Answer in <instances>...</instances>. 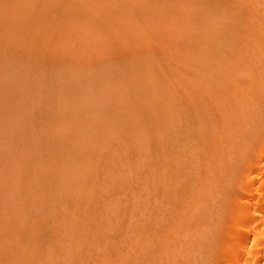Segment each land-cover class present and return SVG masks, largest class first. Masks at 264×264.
Returning a JSON list of instances; mask_svg holds the SVG:
<instances>
[{
    "label": "rangeland",
    "instance_id": "obj_1",
    "mask_svg": "<svg viewBox=\"0 0 264 264\" xmlns=\"http://www.w3.org/2000/svg\"><path fill=\"white\" fill-rule=\"evenodd\" d=\"M61 1L62 0H0V264H18V261H20V264H24V262L25 264H38L39 262L40 264H87V261L88 263L90 262L89 264H107L109 260H111V262L109 261L108 264H183L185 263V261V264H208L207 262L209 261L210 257L207 260V254H211V251L209 253L208 251L213 246L211 247L210 245L211 248H209V244H207V242L210 243L213 239H215V237L213 238L215 233H212V230L215 229L213 228V223L215 222V219L213 218L216 217V214H218V210L221 209L218 208L215 212L216 214L213 213L217 207L215 205V199L217 205H219L220 203V207L223 198L222 195L217 196V193L219 194L220 192L219 189H222V186L220 185V183H218L217 178H220V180L223 178L221 174L223 171L221 170L223 169L222 167H224V165H232L230 164L232 162L229 160H232L234 163V157L236 155L235 152H238L239 150L237 149L241 148L240 144L244 143V140L243 142L241 141L244 136L243 129L248 130H245L246 133L244 132V134L245 136H249L256 129L254 127L260 125L256 123L264 122V115H262L264 114V110H260L264 109V107L262 106L264 105V71H262L264 70V47H261L264 46V23L262 22L264 21V0H148V2L147 0ZM159 1L162 2L160 3ZM78 2L80 3L78 4ZM255 2L257 6H255ZM25 3L27 4V6ZM70 4L73 6H71ZM63 8L66 10V12ZM220 8L222 10H220ZM237 9H241L243 11L240 10V12ZM48 10L50 15L48 13ZM233 11L235 12L233 13ZM252 12L254 13L255 18H252L253 16L251 17V15H253ZM255 13L258 14L256 15ZM238 14H241L242 17L239 18L240 15ZM77 15L79 16L77 17ZM47 16L48 18H46ZM72 17L74 19H72ZM245 17L246 19L248 17L249 18L246 20ZM259 17H261L259 21H256ZM17 18L19 19L17 20ZM218 19L222 22H220ZM212 20L215 22H219H213V25H216L213 26L212 23H210L212 22ZM254 23H256V26H254ZM243 24L246 25L245 28ZM220 25L224 28V31L223 28L221 29ZM247 25L249 26V28H247ZM251 25L252 28L254 27V29L252 30V32L254 31V33L250 31ZM207 26L210 28L209 30H211L212 28L213 29L209 31ZM186 30L187 32H189L188 34H186ZM196 31L198 33H196ZM234 31L237 32V34ZM260 31H263V33H261ZM226 32L228 35L226 34ZM258 32H260V34H258ZM180 33L182 36L180 35ZM229 35L234 36L230 37ZM217 36H221L224 39L217 38ZM225 36L230 37L231 39H228ZM252 36L253 38L254 36H256L257 38L252 39ZM84 37L89 40L86 41ZM101 37L104 40H101ZM183 38L186 39L184 40ZM195 38L196 40H194ZM245 38L246 40H243ZM56 39H58V41ZM127 41L128 43H125ZM233 41L235 43H239L235 45ZM85 42L87 43L86 45ZM199 43L204 45H201ZM207 43H209L210 45ZM81 44L82 47L84 46V48H82L83 52H80L81 49H79L81 48ZM93 44L94 46H92ZM193 46L197 48H193ZM199 46L204 47H202V51L198 48ZM247 46L249 49L247 48ZM251 46L254 50L251 48ZM223 47H225L226 49L228 47V49L226 50ZM209 48L210 50L208 51ZM197 49L200 50L198 51L199 54L203 52L200 54L203 57L196 53ZM256 50L260 51L259 54H257ZM107 51L110 54L107 53ZM210 52L213 55L215 54V57L213 55L212 57ZM191 53L192 55H197H191L192 57L190 58ZM204 53H206L207 55ZM186 54L187 57H185ZM216 54H218V56ZM108 56H110L111 58ZM178 57L179 60L177 59ZM217 57H220V60L222 59V61L218 60L219 58ZM207 58L208 60L211 58V60H207L209 64L207 62L201 63ZM231 58L233 59L231 60ZM157 59H160L161 61H158ZM174 59L177 60L175 61ZM195 59L196 61H194ZM223 59L225 61L228 60V64H225L227 62H225ZM230 60L232 61V63ZM96 61L97 64L100 63L98 66L96 64ZM184 61H186V63H184ZM190 61L192 62V64ZM210 61H212L211 64H214L213 67L210 64ZM213 61H215L216 63H214ZM89 62L91 63V66ZM151 62H153V64ZM198 62L202 64V66L203 64L205 65L207 63L211 67L209 68L207 67V65L204 66L206 71L204 68L198 69ZM237 62L239 63L237 64ZM246 62H248V64ZM166 63H168V66L166 65ZM235 63L236 66L234 65ZM191 65L192 67H190ZM261 65L263 66V69ZM85 66H87L86 69ZM177 66L178 68H176ZM231 66L233 68H236L233 69ZM103 68H106L107 70H102ZM191 68H193V73ZM217 68L218 71H216ZM130 69L132 72H130ZM243 69H245L244 71H247L249 75L251 74V72H253L252 74L255 78L251 77L252 74L251 76L246 78L248 74L244 72ZM197 70L201 73V75H197L198 77L200 76L199 78L197 76H194L198 74ZM234 70H240V73H237ZM188 71L191 73V75L188 73ZM226 71H229L230 74L233 75H228L229 72L227 73ZM95 73H99L97 77H94L96 79L92 77V75H96ZM113 73L116 74L113 75ZM179 73H181L182 75ZM222 73L225 76V79L221 76ZM106 74L107 77L105 76ZM158 74L161 76L163 75V79ZM260 75L262 77H260ZM108 76H113L111 77L113 79L109 78ZM166 76L168 79L166 78ZM209 76L212 77L210 78ZM229 76L230 79L233 78L231 82L229 81ZM241 76L243 77V79L241 78ZM256 76L257 83L260 77V84H263L261 85L263 88L260 86V84H258L259 86H256L259 87V90L261 91V94L259 92V95L255 93L256 88L253 89V86H250L251 90H249V88H245V84L248 81L252 82V78H254V80L256 81ZM99 77L100 80H97ZM184 77H186V79ZM193 77H197L198 79H194ZM218 77L220 78L218 79ZM107 78L110 80H108ZM173 78L175 79L173 80ZM249 78L252 80H250ZM165 79L167 80L166 82H164ZM202 79L203 84L201 81ZM226 79L228 80L226 81ZM101 80L104 86L103 84L99 85V83H101ZM158 80L160 81V83ZM197 80L199 81V83L196 82ZM107 81L109 82L108 85ZM161 81H163L165 84ZM191 81H195L196 84ZM179 83L183 85L181 86ZM229 83H232V85H230ZM241 84L245 86H242ZM167 85H169V89ZM252 85L255 86L257 84ZM111 86L113 87V89ZM101 87H104V90ZM105 87L107 90L105 89ZM179 87L181 89H179ZM174 88H176L177 90L179 89V91ZM97 91H101V94L97 93ZM169 92H171L172 94ZM255 94L259 97V99L257 98L256 101V97H254ZM170 95L173 96L171 97ZM204 95L207 96V99H209L205 101L206 97ZM102 96L104 97L105 101L103 98H101ZM243 96L244 98L242 99ZM188 97H190L191 99ZM230 97H232V99H230ZM260 97L262 98L260 99ZM112 98H115V100H113ZM117 98L122 99H118V101L116 102ZM210 98H212V100ZM123 99L127 101H122ZM248 99L251 100L249 101ZM100 100L101 102H103L100 103L101 105H99ZM195 100H197V102ZM259 100H261V102ZM111 104H113V106ZM191 104H193V108ZM145 105L148 107H146ZM149 107L152 109H150ZM243 108H246L244 112ZM257 108L259 113L258 111L256 112ZM154 109L156 110V112ZM194 111H197L196 115ZM204 111H206V113H204ZM150 112H152V114ZM253 115L255 118L253 117ZM238 121L240 122L238 123ZM253 121H255L256 125L252 123ZM212 125H214L213 128ZM194 127L196 128L195 130L193 129ZM251 127L254 129L253 131ZM195 131L198 135L195 133ZM240 132L243 136H241V134L239 136ZM224 136H226L227 139ZM235 136L237 139L235 138ZM216 137L217 139H215ZM199 140L201 143L199 142ZM213 140L217 141L213 142ZM227 140H229L230 142H228ZM176 141L178 142V145H176ZM208 141L209 145L207 143ZM210 141H212V143ZM220 141L222 142V144ZM239 142L241 143L237 144ZM227 143L228 146L226 145ZM222 147H226V150L222 149L224 150V152L221 150ZM234 147L238 148L235 149ZM144 148L145 150H143ZM134 149L135 152H137L136 156H134ZM214 149L218 150V152ZM146 150L147 152H145ZM213 150L214 153L216 152L215 154L212 152ZM220 150L224 153L222 154L225 156L220 154ZM229 151H231L232 153ZM225 152H229L227 153V155L230 156L227 157ZM139 155L141 156L139 157ZM146 155L148 159L145 158ZM213 155L216 158H214ZM196 156L198 159L195 158ZM127 157L131 161L128 160ZM212 157L215 160H212ZM231 157L233 158L231 159ZM161 158H163V161ZM138 159L141 161L138 162ZM191 159L193 160L191 161ZM216 159L220 162H216ZM124 160H126V162ZM122 161L124 164H122ZM221 161H223L222 165ZM130 164H132V166H130ZM153 165L155 166V168ZM219 165L221 167H219ZM133 166H136L137 168ZM189 167L193 168L194 170L190 169ZM217 167H219V169ZM210 168L211 170H215V173H213V170H209ZM205 171L207 172L206 174L204 173ZM216 171L218 172V174L221 171V176L220 174L218 175ZM163 172L166 174H164ZM145 173L147 176L145 175ZM202 173L204 175L201 177ZM211 173L213 174L214 178H211ZM224 173L225 172H223V175ZM207 179L208 182H206ZM212 179H215L218 183L217 185L221 186L220 188H218L219 192H216V194L215 192H212V190L217 186L213 185L215 182ZM202 183L203 185H201ZM206 186H208L209 188H207ZM165 187H168V189H165ZM179 187H181L182 190ZM174 190H176V192ZM198 193L202 196H199ZM139 195L141 196V198H139ZM129 197H131V199H129ZM197 197L199 200L197 199ZM146 199L148 200V202L145 201ZM217 199H220L221 201ZM136 203L139 206H137ZM201 203L204 206L201 205ZM115 204L120 205L117 206L120 208L121 212L115 209L117 208ZM134 205L136 206V210L134 209ZM110 206H113L114 208ZM128 207L130 208V212H128ZM164 207H167V209H165ZM111 208L115 209V211H113V209L112 211H110ZM211 208H213V212L211 211ZM131 211L135 212L132 213ZM219 213H221V211H219ZM114 215L116 217L119 216L117 217L118 220ZM198 215L201 216L199 217ZM91 216L92 218H90ZM94 216L97 217L96 220L93 219L95 218ZM104 216L105 218L103 219ZM206 216H208V219ZM141 217H143L145 220ZM218 217H220V215ZM127 218H129L128 220H130V218L132 220L127 221ZM206 219L207 221H205ZM217 220L215 222L216 227L218 223ZM116 221H119V223H117ZM120 221H122L123 223ZM89 222L93 223V228H91L90 226L92 223L89 224ZM114 222L116 224H114ZM127 222H130V224H128ZM142 222H144V224H141ZM66 223L68 224L66 225ZM84 223L86 224L84 225ZM157 223L160 226H158ZM102 224L105 228L102 227ZM124 225L129 226L127 228V226L123 227ZM96 226H99L100 228H96ZM210 228L213 229L211 230ZM123 229L126 231V233ZM209 229L211 232L209 231ZM34 231H36V235ZM62 232H64V234ZM93 232H95V234ZM120 232H122V235ZM73 233H75L76 236H74ZM207 233L209 234V237ZM42 234L46 235L45 237L43 236L45 241L43 240V237H41ZM38 235H40V238L42 239L41 242L39 241L40 238L38 237ZM85 235H87L89 238ZM110 236L114 238L112 239V237ZM137 236L138 239L137 241H135ZM19 238L21 239L19 240ZM85 238L88 240V242ZM209 238L211 240L210 242L208 241ZM36 240L38 241V243H40L37 244ZM17 241L19 242L18 244ZM121 241H125L124 244H122L123 242ZM121 244L123 245V248L120 247ZM116 245L118 246V248ZM104 246H106L105 249ZM108 248L110 249L108 250ZM69 250L73 252H70ZM117 250L120 252H118ZM26 252L29 254H27ZM58 252L60 254H58ZM62 252H64L65 254H63ZM88 252L92 254V256ZM203 252H206V254ZM16 254H19V256ZM106 254L108 255V257ZM15 256L16 258H14ZM41 257H43L45 261ZM71 257L73 261L71 260ZM109 257L111 258L106 260V258ZM201 257L203 258V260ZM14 259L16 262L14 261ZM40 259L42 261H40ZM53 259L56 261H54ZM123 259L124 261L127 259L128 262L125 261L123 263ZM29 261L31 262L29 263Z\"/></svg>",
    "mask_w": 264,
    "mask_h": 264
},
{
    "label": "bare ground",
    "instance_id": "obj_2",
    "mask_svg": "<svg viewBox=\"0 0 264 264\" xmlns=\"http://www.w3.org/2000/svg\"><path fill=\"white\" fill-rule=\"evenodd\" d=\"M43 1V0H42ZM53 1V0H52ZM63 1V0H62ZM61 1V2H62ZM167 1V0H166ZM175 1V0H174ZM185 1V0H184ZM205 1V0H204ZM211 1V0H210ZM255 1V0H254ZM262 1V0H261ZM49 2V1H48ZM76 2V1H75ZM136 2V1H135ZM147 2H148V0H147ZM151 2V1H150ZM160 2V1H159ZM158 2V3H159ZM162 2V1H161ZM160 2V3H161ZM23 3V2H22ZM53 3V2H52ZM64 3V2H63ZM72 3V2H71ZM80 2H78V4H79ZM213 3H214V1H213ZM247 3V2H246ZM254 3V2H253ZM252 3V4H253ZM26 4V3H25ZM45 4V3H44ZM57 4V3H56ZM239 4H240V2H239ZM255 4H256V2H255ZM22 5V4H21ZM53 5V4H52ZM52 5H50V6H52ZM69 5V4H68ZM71 5V4H70ZM74 5H75V3H74ZM82 5V4H81ZM184 5V4H183ZM215 5V4H214ZM219 5V4H218ZM261 5V4H260ZM263 5V4H262ZM23 6V5H22ZM26 6H27V4H26ZM30 6V5H29ZM45 6V5H44ZM49 6V5H48ZM71 6H73V5H71ZM80 6V5H79ZM162 6V5H161ZM175 6V5H174ZM221 6V5H220ZM223 6V5H222ZM255 6H257V4L255 5ZM54 7H55V5H54ZM83 7V6H82ZM86 7V6H85ZM25 8V7H24ZM197 8V7H196ZM204 8V7H203ZM217 8H218V6H217ZM233 8V7H232ZM238 8V7H237ZM250 8V7H249ZM262 8V7H261ZM47 9H48V7H47ZM57 9V8H56ZM60 9V8H59ZM64 9V8H63ZM178 9V8H177ZM257 9V8H256ZM32 10V9H31ZM55 10V9H54ZM65 10V9H64ZM87 10V9H86ZM167 10V9H166ZM173 10H174V8H173ZM215 10V9H214ZM220 10H222L221 8H220ZM236 10V9H235ZM238 10V9H237ZM241 10V9H240ZM240 10H238V11H240ZM263 10V9H262ZM261 10V11H262ZM139 11V10H138ZM217 11H218V9H217ZM241 11H243V10H241ZM240 11V12H241ZM245 11V10H244ZM264 11V10H263ZM50 12H52V11H50ZM57 12V11H56ZM65 12H66V10H65ZM74 12V11H73ZM75 12H76V10H75ZM178 12V11H177ZM235 11H233V13H234ZM246 12V11H245ZM248 12V11H247ZM24 13V12H23ZM33 13V12H32ZM48 13H49V10H48ZM60 13V12H59ZM62 13V12H61ZM70 13V12H69ZM68 13V14H69ZM78 13V12H77ZM117 13V12H116ZM159 13V12H158ZM191 13V12H190ZM218 13V12H217ZM227 13V12H226ZM253 13V12H252ZM67 14V13H66ZM71 14H73V13H71ZM76 14V13H75ZM74 14V15H75ZM81 14H82V12H81ZM138 14V13H137ZM176 14V13H175ZM187 14V13H186ZM256 15L258 14V13H255ZM25 15H28V14H25ZM47 15V14H46ZM49 15H50V13H49ZM52 15V14H51ZM130 15V14H129ZM135 15V14H134ZM134 15H133V17H134ZM152 15H153V13H152ZM188 15V14H187ZM192 15V14H191ZM224 15V14H223ZM238 15H240V17L239 18H241L242 17V15L241 14H238ZM245 15V14H244ZM250 15H251V13H250ZM250 15H248V16H250ZM32 16V15H31ZM30 16V17H31ZM55 16V15H54ZM62 16H64V15H62ZM70 16V15H69ZM72 16V15H71ZM79 15H77V17H78ZM131 16H132V14H131ZM229 16V15H228ZM253 16V17H252ZM255 15H254V13H253V15H251V17L252 18H255L254 17ZM258 16H260V15H258ZM221 17V16H220ZM225 17V16H224ZM46 18H48V16L46 17ZM65 18V17H64ZM124 18H125V16H124ZM218 18V17H217ZM249 18V17H248ZM247 18V19H248ZM261 17H259L258 18V20H256V21H259V19H260ZM19 18H17V20H18ZM50 19V18H49ZM72 19H74L73 17H72ZM117 19V18H116ZM184 19V18H183ZM209 19V18H208ZM216 19V18H215ZM220 19V18H219ZM218 19V20H219ZM244 19V18H243ZM245 19H246V17H245ZM246 19V20H247ZM37 20V19H36ZM46 20V19H45ZM51 20V19H50ZM249 20H251V19H249ZM248 20V21H249ZM57 21V20H56ZM66 21V20H65ZM72 21V20H71ZM163 21V20H162ZM186 21V20H185ZM190 21V20H189ZM192 21V20H191ZM205 21V20H204ZM220 21V20H219ZM218 21V22H219ZM243 21V20H242ZM262 21V20H261ZM261 21H260V23H261ZM37 22V21H36ZM40 22V21H39ZM64 22V21H63ZM69 22V21H68ZM73 22V21H72ZM123 22V21H122ZM174 22V21H173ZM176 22V21H175ZM193 22V21H192ZM200 22V21H199ZM202 22V21H201ZM218 23L217 21L215 22V21H213L212 20V22H210V23H212V25L214 24V23ZM220 22H222V21H220ZM238 22H239V20H238ZM253 22V21H252ZM263 23H264V21H262ZM41 24H43L42 22H40ZM51 23V22H50ZM113 23V22H112ZM111 23V24H112ZM243 23V22H242ZM62 24H64V23H62ZM116 24V23H115ZM201 24V23H200ZM220 24H225V23H220ZM240 24H241V22H240ZM255 25L254 26H256V23H254ZM44 25V24H43ZM123 25V24H122ZM157 25H158V23H157ZM160 25V24H159ZM187 25H189V24H187ZM192 25H193V23H192ZM205 25V24H204ZM209 25V24H208ZM236 25V24H235ZM249 25H250V23H249ZM253 25V24H252ZM252 25H251V29H250V31L252 32V30L254 29V27L252 28ZM259 25V24H258ZM258 25H257V27H258ZM117 26V25H116ZM125 26V25H124ZM155 26V25H154ZM177 26V25H176ZM185 26V25H184ZM213 26H216V25H213ZM212 26V27H213ZM221 26V25H220ZM243 26H244V28H245V26L246 25H244L243 24ZM248 26V25H247ZM41 27V26H40ZM42 27H44V26H42ZM208 27V26H207ZM218 27V26H217ZM262 27V26H261ZM188 28V27H187ZM215 28V27H214ZM220 28V27H219ZM218 28V29H219ZM223 27L221 26V29H222ZM227 28H229V27H227ZM247 28H249V26L247 27ZM246 28V29H247ZM181 29V28H180ZM210 28L208 27V30H209ZM213 29V28H212ZM211 29V30H212ZM239 29H240V27H239ZM257 29V28H256ZM264 29V28H263ZM81 30H83V29H81ZM86 30V29H85ZM118 30V29H117ZM126 30V29H125ZM211 30H209V31H211ZM233 30V29H232ZM79 31V30H78ZM173 31V30H172ZM175 31V30H174ZM181 31H183V30H181ZM189 31V30H188ZM200 31V30H199ZM206 31V30H205ZM213 31H215V30H213ZM223 31H224V28H223ZM226 31V30H225ZM228 31H231V30H228ZM259 31V30H258ZM68 32V31H67ZM156 32V31H155ZM186 32H187V30H186ZM218 32V31H217ZM221 32H222V30H221ZM235 32V31H234ZM261 32V31H260ZM260 32H258V34H260ZM171 33V32H170ZM189 32H187L186 34H188ZM196 33H198L197 31H196ZM208 33V32H207ZM219 33V32H218ZM236 34H237V32H235ZM252 33H254V31L252 32ZM251 33V34H252ZM261 33H263V31L261 32ZM192 34V33H191ZM206 34V33H205ZM212 34V33H211ZM226 34H227V32H226ZM243 34V33H242ZM247 34V33H246ZM257 34V33H256ZM56 35H59V34H56ZM65 35V34H64ZM66 35H67V33H66ZM128 35V34H127ZM163 35V34H162ZM180 35H181V33H180ZM197 35V34H196ZM201 35H202V33H201ZM216 35H218V34H216ZM215 35V36H216ZM220 35V34H219ZM222 35H223V33H222ZM228 35V34H227ZM253 35V34H252ZM262 35V34H261ZM94 36V35H93ZM176 36V35H175ZM182 36V35H181ZM204 36V35H203ZM213 36V35H212ZM230 37H233V36H231V35H229ZM239 36V35H238ZM246 36V35H245ZM251 36V35H250ZM257 36V35H256ZM256 36H254V38H253V36H252V39H255V38H257ZM208 37H209V35H208ZM226 37V36H225ZM230 37H226V38H230ZM249 37V36H248ZM260 37V36H259ZM56 38V37H55ZM105 38V37H104ZM178 38V37H177ZM205 38V37H204ZM207 38V37H206ZM217 38H223V37H221V36H217ZM41 39H43V38H41ZM84 39H86L85 37H84ZM91 39V38H90ZM94 39H95V37H94ZM120 39V38H119ZM122 39V38H121ZM184 39V38H183ZM183 39H182V41H183ZM186 39V38H185ZM184 39V40H185ZM203 39V38H202ZM213 39V38H212ZM224 39V38H223ZM231 39V38H230ZM237 39V38H236ZM242 39V38H241ZM43 40H45V39H43ZM55 40V39H54ZM57 41H58V39H56ZM83 40V39H82ZM89 40V39H88ZM87 39H86V41H88ZM101 40H104V39H102V37H101ZM159 40V39H158ZM177 40V39H176ZM180 40H181V38H180ZM191 40V39H190ZM194 40H196V38L194 39ZM208 40H210V39H208ZM215 40V39H214ZM219 40H221V39H219ZM227 40V39H226ZM243 40H246V38L245 39H243ZM242 40V41H243ZM261 40V39H260ZM263 40V39H262ZM85 41V40H84ZM199 41H203V40H199ZM237 41V40H236ZM253 41V40H252ZM79 42V41H78ZM118 42V41H117ZM160 42V41H159ZM188 42H189V40H188ZM224 42V41H223ZM234 42V41H233ZM241 42V41H240ZM244 42V41H243ZM248 42V41H247ZM36 43H38V42H36ZM80 43H81V41H80ZM125 43H128V41L127 42H125ZM157 43H158V41H157ZM156 43V44H157ZM169 43H171V42H169ZM217 43V42H216ZM229 43V42H228ZM231 43H232V41H231ZM235 43V42H234ZM237 43H239V42H237ZM237 43H235V45L237 44ZM263 43V42H262ZM58 44H59V42H58ZM82 44H83V42H82ZM82 44H81V48H79V49H81V51L80 52H83L82 51V48H84V46L82 47ZM87 43L85 42V45H86ZM161 44V43H160ZM174 44V43H173ZM196 44V43H195ZM198 44V43H197ZM199 44H201V43H199ZM207 44H209V43H207ZM215 44V43H214ZM44 45H46V44H44ZM57 45V44H56ZM89 45H91V44H89ZM171 45V44H170ZM178 45V44H177ZM184 45H186V44H184ZM201 45H204V44H201ZM210 45V44H209ZM208 45V46H209ZM212 45H213V43H212ZM225 45V44H224ZM234 45V44H233ZM260 45H261V42H260ZM264 45V44H263ZM40 46H42V45H40ZM92 46H94V44L92 45ZM207 46V47H208ZM216 46V45H215ZM222 46V45H221ZM226 46H228V45H226ZM230 46V45H229ZM78 47V46H77ZM79 47H80V45H79ZM153 47V46H152ZM202 47L203 46H199L198 48L199 49H201V51L203 50L202 49ZM206 47V48H207ZM210 47V46H209ZM214 47V46H213ZM242 47V46H241ZM245 47V46H244ZM261 47H264V46H261ZM37 48H38V46H37ZM151 48V47H150ZM156 48V47H155ZM172 48V47H171ZM185 48V47H184ZM184 48H182V49H184ZM193 48H197V47H195V46H193ZM204 48V47H203ZM216 48V47H215ZM223 48H225V47H223ZM222 48V49H223ZM231 48V47H230ZM240 48V47H239ZM247 48H248V46H247ZM251 48H252V46H251ZM255 48V47H254ZM181 49V50H182ZM212 49V48H211ZM218 49H219V47H218ZM226 49V48H225ZM227 49H228V47H227ZM226 49V50H227ZM238 49V48H237ZM242 49V48H241ZM249 49V48H248ZM253 49V48H252ZM256 49H257V47H256ZM157 50V49H156ZM163 50V49H162ZM210 50V48L208 49V51ZM216 50V49H215ZM224 50V49H223ZM235 50H236V48H235ZM234 50V51H235ZM254 50V49H253ZM79 51V50H78ZM148 51V50H147ZM164 51V50H163ZM169 51V50H168ZM191 51V50H190ZM198 51H200V50H198L197 49V52L196 51H194V52H196V53H198ZM205 51V50H204ZM219 51H220V49H219ZM222 51V50H221ZM225 51V50H224ZM240 51V50H239ZM249 51V50H248ZM257 51V50H256ZM160 52V51H159ZM206 52V51H205ZM254 52V51H253ZM259 52L260 51H257V54H259ZM107 53H109L108 51H107ZM149 53V52H148ZM152 53V52H151ZM182 53V52H181ZM201 53H203V52H201ZM200 53V54H201ZM211 53V52H210ZM228 53V52H227ZM242 53V52H241ZM110 54V53H109ZM159 54V53H158ZM189 54V53H188ZM194 54V53H193ZM199 54V53H198ZM199 54V55H200ZM204 54H206V53H204ZM209 54V53H208ZM234 54H235V52H234ZM238 54V53H237ZM246 54V53H245ZM250 54H252V53H250ZM96 55V54H95ZM150 55V54H149ZM155 55V54H154ZM169 55V54H168ZM192 53L190 54V58L192 57V56H194V55H197V54H194V55H192ZM207 55V54H206ZM206 55H205V57H206ZM213 54L211 53V56H212ZM217 56H218V54H216ZM220 55V54H219ZM228 55V54H227ZM230 55V54H229ZM240 55V54H239ZM243 55V54H242ZM262 55V54H261ZM4 56V55H3ZM106 56H107V54H106ZM167 56V55H166ZM170 56V55H169ZM180 56V55H179ZM201 57H203L202 55H200ZM209 56V55H208ZM214 57H215V54L213 55ZM212 56V57H213ZM222 56V55H221ZM244 56V55H243ZM108 57H110V56H108ZM116 57V56H115ZM147 57H149V56H147ZM156 57V56H155ZM168 57V56H167ZM185 57H187V54L185 55ZM210 57V56H209ZM223 57V56H222ZM221 57V58H222ZM251 57V56H250ZM261 57V56H260ZM259 57V58H260ZM264 57V56H263ZM4 58V57H3ZM111 58V57H110ZM151 58V57H150ZM174 58V57H173ZM193 58H195V57H193ZM217 58H219L218 60H220V57H217ZM225 58V57H224ZM234 58V57H233ZM233 58H231V60L233 59ZM241 58V57H240ZM245 58H246V56H245ZM124 59V58H123ZM168 59V58H167ZM178 60H179V57L177 58ZM176 59V60H177ZM183 59V58H182ZM230 59V58H229ZM235 59H237V58H235ZM250 59V58H249ZM10 60V59H9ZM97 60H99V59H97ZM110 60V59H109ZM118 60V59H117ZM116 60V61H117ZM156 60V59H155ZM158 60V59H157ZM160 60V59H159ZM158 60V61H159ZM163 60V59H162ZM169 60V59H168ZM175 60V59H174ZM175 60V61H176ZM184 60H186V59H184ZM208 58L205 60V61H203V62H201V63H204V62H207L208 64H209V60H211V58L208 60ZM213 60H214V58H213ZM217 60V59H216ZM215 60V61H216ZM217 60V61H218ZM224 60V59H223ZM230 60V61H231ZM241 60H242V58H241ZM256 60V59H255ZM254 60V61H255ZM108 61V60H107ZM106 61V62H107ZM119 61H121V60H119ZM147 61V60H146ZM161 61V60H160ZM171 61V60H170ZM170 61H168V62H170ZM182 61V60H181ZM194 61H196V59L194 60ZM215 61H213L214 63H216ZM220 61H222V59L220 60ZM225 61V60H224ZM228 61V60H227ZM227 61H225V62H227ZM243 61V60H242ZM83 62V61H82ZM93 62V61H92ZM99 62H101V61H99ZM148 62V61H147ZM172 62V61H171ZM191 62V61H190ZM211 62L212 61H210V64H211ZM224 62V63H225ZM234 62V61H233ZM240 62V61H239ZM239 62H237V64L239 63ZM256 62V61H255ZM115 63V62H114ZM131 63V62H130ZM152 64H153V62H151ZM184 63H186V61H184ZM203 64V66H202V64H200L199 62H198V64H199V68L198 69H200V68H204L205 69V67L204 66H206L207 65V67H211V66H209L208 64ZM219 63V62H218ZM221 63V62H220ZM231 63H232V61H231ZM230 63V64H231ZM244 63V62H243ZM247 64H248V62H246ZM261 63V62H260ZM73 64H75V63H73ZM76 64H77V62H76ZM87 64V63H86ZM89 64H90V66H91V63L89 62ZM94 64H95V62H94ZM96 64H97V61H96ZM96 64H95V66H96ZM100 64V63H99ZM99 64H97V66L99 65ZM102 64V63H101ZM107 64V63H106ZM111 64V63H110ZM125 64V63H124ZM132 64V63H131ZM149 64H150V62H149ZM156 64V63H155ZM162 64V63H161ZM168 63H166V65H167ZM170 64V63H169ZM180 64V63H179ZM188 64H189V62H188ZM191 64H192V62H191ZM194 64H196V63H194ZM222 64H223V62H222ZM225 64H228V62L227 63H225ZM229 64V65H230ZM247 64H244V65H247ZM134 65V64H133ZM139 65V64H138ZM142 65V64H141ZM163 65V64H162ZM178 65V64H177ZM200 65H201V67H200ZM212 65V67H213V63L211 64ZM217 65V64H216ZM235 66H236V63L234 64ZM243 65V66H244ZM253 65V64H252ZM88 66V65H87ZM87 66H85V69H86V67ZM110 66V65H109ZM114 66V65H113ZM130 66V65H129ZM137 66V65H136ZM145 66V65H144ZM152 66H154V65H152ZM158 66V65H157ZM168 66V65H167ZM240 66H241V63H240ZM262 66V65H261ZM101 67H104V66H101ZM107 67V66H106ZM156 67V66H155ZM164 67V66H163ZM172 67H174V66H172ZM187 67V66H186ZM189 67V66H188ZM190 67H192V65L190 66ZM195 67V66H194ZM197 67V66H196ZM215 67H217V66H215ZM221 67V66H220ZM219 67V68H220ZM232 67V66H231ZM230 67V68H231ZM245 67V66H244ZM92 68V67H91ZM111 68V67H110ZM109 68V69H110ZM115 68V67H114ZM153 68V67H152ZM176 68H178V66L176 67ZM184 68V67H183ZM208 68V69H209ZM233 68V67H232ZM236 67H234L233 69H235ZM239 68V67H238ZM237 68V69H238ZM249 68V67H248ZM70 69V68H69ZM104 69H106V68H103L102 70H104ZM113 69V68H112ZM145 69V68H144ZM151 69V68H150ZM154 69V68H153ZM164 69V68H163ZM179 69H180V67H179ZM192 69V73H193V68H191ZM191 69H189V70H191ZM196 69V68H195ZM208 69H207V71H208ZM241 69H242V67H241ZM240 69V70H241ZM262 69H263V66H262ZM87 70H88V68H87ZM90 70V69H89ZM107 70V69H106ZM105 70V71H106ZM142 70V69H141ZM147 70V69H146ZM161 70V69H160ZM166 70H169V69H166ZM173 70V69H172ZM182 70V69H181ZM186 70H187V68H186ZM185 70V71H186ZM210 70V69H209ZM211 70H212V68H211ZM220 70V69H219ZM240 70L238 71V70H234L235 72H239L240 73ZM245 69H243V71H244ZM258 70V69H257ZM260 70V69H259ZM156 71H158V70H156ZM198 71V70H197ZM201 71V70H200ZM205 71H206V69H205ZM216 71H218V68H217V70ZM230 71V70H229ZM228 71V72H229ZM251 71V70H250ZM262 71H264V70H262ZM89 72V71H88ZM97 72H99V71H97ZM102 72V71H101ZM104 72V71H103ZM111 72V71H110ZM128 72V71H127ZM130 72H132L131 71V69H130ZM129 72V73H130ZM145 72V71H144ZM155 72V71H154ZM182 72H184V71H182ZM202 72V71H201ZM203 72H204V70H203ZM212 72H214V71H212ZM212 72H210V73H212ZM225 72V71H224ZM227 72V71H226ZM227 72V73H228ZM231 72H233V71H231ZM244 72H246L247 74H248V72L247 71H244ZM243 72V73H244ZM259 72V71H258ZM109 73V72H108ZM156 73V72H155ZM169 73V72H168ZM188 73L191 75V73L188 71ZM200 72L198 71V74H196V75H194V76H197V75H201V73L199 74ZM226 73V74H227ZM253 72H251V74H252ZM96 74V73H95ZM99 74V73H98ZM98 74H96V75H92V77L94 78L95 76L97 77L98 76ZM103 74H105V73H103ZM116 74V73H115ZM114 73H113V75H115ZM134 74V73H133ZM148 74V73H147ZM159 74H160V72H159ZM158 74V75H159ZM163 74V73H162ZM173 74V73H172ZM179 74H181V73H179ZM219 74V73H218ZM218 74H217V76H218ZM221 74V73H220ZM251 74L249 75L248 74V76L246 77V78H248L249 76H251ZM112 75V74H111ZM135 75V74H134ZM155 75V74H154ZM164 75V74H163ZM163 75L161 76V75H159V76H161V78L163 77ZM182 75V74H181ZM186 75V74H185ZM188 75V74H187ZM193 75V74H192ZM203 75V74H202ZM208 75V74H207ZM210 75H214V74H210ZM228 75H233V74H230V72L228 73ZM227 75V76H228ZM254 75H255V73H254ZM257 75V74H256ZM259 75V74H258ZM100 76V75H99ZM106 77H107V74L105 75ZM104 76V77H105ZM136 76V75H135ZM148 76V75H147ZM189 76V75H188ZM204 76V75H203ZM216 76V77H217ZM222 77H224V79H225V76L223 75V73H222V75H221ZM226 76V77H227ZM238 76H239V74H238ZM101 77V76H100ZM100 77L97 79V80H100ZM103 77V76H102ZM109 77V76H108ZM111 77H113V76H111ZM111 77H109V78H111ZM157 77V76H156ZM171 77V76H170ZM182 77V76H181ZM180 77V78H181ZM198 77V76H197ZM197 77H195L196 79H198ZM208 77V76H207ZM210 77V76H209ZM212 77V76H211ZM210 77V78H211ZM221 77V78H222ZM231 77H233V76H231ZM251 77H254L253 76V74H252V76ZM250 77V78H251ZM260 77H262L261 75H260ZM260 77H259V79H260ZM264 77V76H263ZM159 78V77H158ZM166 78H167V76H166ZM185 79H186V77H184ZM192 78V77H191ZM194 78V77H193ZM194 78V79H195ZM202 78V77H201ZM220 77H218V79H219ZM229 78V81L231 82L232 80H233V78L232 79H230V76L228 77ZM235 78H237V77H235ZM241 78L243 79V77L241 76ZM249 78V79H250ZM255 78V77H254ZM254 78H252L253 80H254ZM94 79H96V78H94ZM102 79V78H101ZM108 79V78H107ZM111 79H113V78H111ZM141 79V78H140ZM148 79V78H147ZM150 79H151V77H150ZM155 79V78H154ZM163 79V78H162ZM168 79V78H167ZM171 79V78H170ZM175 78H173V80H174ZM217 79V78H216ZM240 79V78H239ZM252 79H250V80H252ZM259 79H258V83H257V76H256V81L254 80V82H253V80H252V82H250V81H248L245 85H242V86H245V88H249V90H251L250 89V86H253L254 88L253 89H255L256 88V91H258L259 90V87H256V86H259L258 84H260L261 82L259 81ZM108 80H110V79H108ZM181 80V79H180ZM190 80V79H189ZM188 80V81H189ZM193 80V79H192ZM215 80V79H214ZM228 79H226V81H227ZM237 80V79H236ZM247 80V79H246ZM127 81H128V79H127ZM126 81V82H127ZM159 81V80H158ZM167 80L165 79L164 80V82H166ZM178 81V80H177ZM187 81V80H186ZM202 81V84H203V79L201 80ZM220 81H221V79H220ZM104 82V81H103ZM144 82V81H143ZM161 82H163V81H161ZM163 82V83H164ZM169 82V81H168ZM183 82V81H182ZM191 82H194L195 84H196V82H198L199 83V81L197 80L196 82L195 81H191ZM210 82V81H209ZM234 82V81H233ZM99 83V82H98ZM98 83H96V84H98ZM108 81H107V85H108ZM134 83V82H133ZM137 83V82H136ZM141 83V82H140ZM147 83V82H146ZM150 83H151V81H150ZM159 83H160V81H159ZM188 83H190V82H188ZM211 83V82H210ZM238 83V82H237ZM240 83V82H239ZM243 83V82H242ZM249 83H250V85H249ZM102 85L103 83H102V80H101V83H99V85ZM165 84V83H164ZM167 84V83H166ZM171 84H172V82H171ZM176 84V83H175ZM180 85H181V83H179ZM213 84H214V82H213ZM221 84V83H220ZM230 85H232V83H229ZM235 84V83H234ZM252 84H257V85H252ZM105 85H106V83H105ZM149 85H151V84H149ZM179 85V86H180ZM183 85V84H182ZM181 85V86H182ZM185 85H188V84H185ZM193 85V84H192ZM236 85V84H235ZM248 85V86H247ZM261 85H263V84H260V86ZM95 86V85H94ZM103 86H104V84H103ZM113 86V85H112ZM111 86V87H112ZM164 86V85H163ZM169 85H167V87H168ZM175 86V85H174ZM194 86V85H193ZM196 86H198V85H196ZM212 86V85H211ZM222 86H223V84H222ZM241 86V87H242ZM100 87V86H99ZM110 87V88H111ZM140 87V86H139ZM142 87V86H141ZM166 87V88H167ZM177 87V86H176ZM190 87H191V85H190ZM221 87V86H220ZM228 87V86H227ZM233 87H235V86H233ZM240 87V86H239ZM262 87V86H261ZM102 89L104 88V87H101ZM109 88V89H110ZM136 88V87H135ZM172 88V87H171ZM209 88H210V86H209ZM214 88V87H213ZM229 88V87H228ZM244 88V89H245ZM258 88V89H257ZM263 88V87H262ZM105 89H106V87H105ZM108 89V90H109ZM112 89H113V87H112ZM143 89V88H142ZM150 89H152V88H150ZM165 89V88H164ZM168 89H169V87H168ZM174 89H176V88H174ZM179 89H181L180 87H179ZM179 89L177 90V91H179ZM227 89V88H226ZM231 89H232V87H231ZM237 89V88H236ZM261 89V88H260ZM264 89V88H263ZM262 89V90H263ZM104 90V89H103ZM107 90V89H106ZM118 90V89H117ZM184 90H185V88H184ZM188 90V89H187ZM192 90V89H191ZM201 90V89H200ZM216 90V89H215ZM221 90V89H220ZM240 90V89H239ZM243 90V89H242ZM247 90V89H246ZM95 91V90H94ZM170 91V90H169ZM206 91V90H205ZM209 91H210V89H209ZM255 91V93L257 94V95H259V92H260V94H261V91L259 90L258 92H256ZM264 91V90H263ZM101 92V91H100ZM100 92H98L97 91V93H100ZM103 92V91H102ZM173 92V91H172ZM233 92V91H232ZM238 92V91H237ZM247 92V91H246ZM108 93V92H107ZM144 93V92H143ZM160 93V92H159ZM169 93H171V92H169ZM185 93V92H184ZM196 93H197V91H196ZM203 93V92H202ZM208 93V92H207ZM211 93V92H210ZM216 93V92H215ZM222 93V92H221ZM229 93V92H228ZM235 93V92H234ZM101 94V93H100ZM110 94H111V90H110ZM119 94V93H118ZM145 94V93H144ZM166 94V93H165ZM172 94V93H171ZM186 94V93H185ZM199 94V93H198ZM204 94H205V92H204ZM230 94V93H229ZM248 94H250V93H248ZM253 94H254V92H253ZM255 94V96L254 97H256L255 98V101L257 100V98L259 99V97L257 96ZM99 95V94H98ZM105 95V94H104ZM107 95V94H106ZM130 95H131V93H130ZM135 95V94H134ZM152 95V94H151ZM150 95V96H151ZM156 95V94H155ZM182 95V94H181ZM189 95H191V94H189ZM206 95H208V94H206ZM212 95V94H211ZM222 95V94H221ZM242 95V94H241ZM245 95H246V93H245ZM64 96V95H63ZM110 96V95H109ZM142 96V95H141ZM146 96H148V95H146ZM159 96V95H158ZM165 96V95H164ZM171 96V95H170ZM173 96V95H172ZM171 96V97H172ZM197 96V95H196ZM201 96V95H200ZM205 96V95H204ZM214 96V95H213ZM228 96V95H227ZM240 96V95H239ZM247 96H249V95H247ZM261 96H263V95H261ZM98 97H100V96H98ZM97 97V98H98ZM106 97H108V96H106ZM112 97V96H111ZM116 97H118V96H116ZM124 97V96H123ZM122 97V98H123ZM133 97V96H132ZM135 97V96H134ZM185 97H186V95H185ZM198 97V96H197ZM206 97V99H205V101L206 100H208L207 99V96H205ZM221 97V96H220ZM233 97V96H232ZM232 97H230V99H232ZM241 97V96H240ZM240 97H239V99H240ZM61 98V97H60ZM101 98H103L104 99V97L102 96ZM100 98V99H101ZM122 98H117V100H116V102L118 101V99H122ZM125 98V97H124ZM127 98V97H126ZM158 98V97H157ZM188 98H190V97H188ZM244 98V96L242 97V99ZM248 98V97H247ZM251 98V97H250ZM262 97H260V99H261ZM113 100H115V98H112ZM145 99H146V97H145ZM148 99V98H147ZM164 99V98H163ZM187 99V98H186ZM191 99V98H190ZM200 99V98H199ZM211 100H212V98H210ZM234 99H235V97H234ZM234 99H233V101H234ZM252 99V98H251ZM250 99V100H251ZM107 100V99H106ZM125 99H123L122 101H124ZM153 100H155V99H153ZM171 100V99H170ZM178 100V99H177ZM180 100V99H179ZM229 100V99H228ZM227 100V101H228ZM237 100V99H236ZM245 100H246V98H245ZM249 100V99H248ZM249 100V101H250ZM254 100V99H253ZM264 100V99H263ZM262 100V101H263ZM104 101H105V99H104ZM121 101V100H120ZM125 101H127V100H125ZM146 101V100H145ZM182 101V100H181ZM196 102H197V100H195ZM200 101V100H199ZM215 101V100H214ZM230 101V100H229ZM233 101H232V103H233ZM240 101V100H239ZM254 101V102H255ZM260 102H261V100H259ZM65 102V101H64ZM129 102V101H128ZM147 102V101H146ZM172 102V101H171ZM187 102H188V100H187ZM208 102V101H207ZM231 102V101H230ZM100 103H103V102H101V100H100V102H99V105H101ZM160 103V102H159ZM181 103V102H180ZM189 103H191V102H189ZM188 103V104H189ZM192 103H193V101H192ZM221 103H223V102H221ZM228 103V102H227ZM226 103V104H227ZM249 103V102H248ZM264 103V102H263ZM97 104V103H96ZM117 104V103H116ZM121 104H122V102H121ZM172 104V103H171ZM241 104V103H240ZM246 104V103H245ZM257 104V103H256ZM98 105V104H97ZM98 105V106H99ZM112 106H113V104H111ZM134 105V104H133ZM192 105V108H193V104H191ZM223 105V104H222ZM231 105V104H230ZM234 105V104H233ZM244 105V104H243ZM259 105V104H258ZM262 105V104H261ZM146 106V105H145ZM153 106V105H152ZM196 106V105H195ZM211 106V105H210ZM219 106V105H218ZM224 106H226V105H224ZM236 106H237V104H236ZM241 106V105H240ZM239 106V107H240ZM253 106V105H252ZM263 107H264V105H262ZM261 106V107H262ZM146 107H148V106H146ZM189 107H191V106H189ZM217 107V106H216ZM238 107V108H239ZM150 108V107H149ZM191 108V109H192ZM226 108V107H225ZM229 108H230V106H229ZM232 108V107H231ZM234 108V107H233ZM241 108V107H240ZM250 108V107H249ZM60 109V108H59ZM145 109H147V108H145ZM150 109H152V108H150ZM156 109V108H155ZM154 109V110H155ZM158 109V108H157ZM190 109V108H189ZM196 109V108H195ZM194 109V110H195ZM246 109V108H245ZM244 108H243V112H244V110H245ZM248 109V108H247ZM253 109H254V107H253ZM260 109V108H259ZM56 110V109H55ZM117 110V109H116ZM165 110V109H164ZM213 110V109H212ZM239 110V109H238ZM242 110V109H241ZM260 110H264V109H260ZM150 111V110H149ZM191 111V110H190ZM189 111V112H190ZM193 111V110H192ZM222 111V110H221ZM221 111H219V112H221ZM227 111V110H226ZM240 111V110H239ZM255 111V110H254ZM253 111V112H254ZM258 111V108L256 109V112ZM153 112V111H152ZM152 112H150L151 114H152ZM155 112H156V110H155ZM195 112V111H194ZM197 112V111H196ZM196 112H195V115H196ZM212 112V111H211ZM219 112H217V113H219ZM223 112H225V111H223ZM232 112V111H231ZM246 112V111H245ZM264 112V111H263ZM148 113V112H147ZM158 113V112H157ZM170 113V112H169ZM173 113V112H172ZM188 113V112H187ZM203 113V112H202ZM204 113H206V111H204ZM258 113H259V111H258ZM171 114V113H170ZM214 114V113H213ZM225 114H227V113H225ZM241 114V113H240ZM247 114H248V112H247ZM246 114V115H247ZM250 114V113H249ZM260 114H261V112H260ZM168 115V114H167ZM216 115V114H215ZM252 115V114H251ZM262 115H264V114H262ZM149 116V115H148ZM147 116V117H148ZM160 116V115H159ZM172 116V115H171ZM223 116V115H222ZM230 116V115H229ZM241 116V115H240ZM249 116V115H248ZM261 116V115H260ZM152 117H154V116H152ZM215 117V116H214ZM218 117V116H217ZM216 117V118H217ZM233 117V116H232ZM236 117V116H235ZM253 117H254V115H253ZM158 118V117H157ZM221 118V117H220ZM239 118V117H238ZM237 118V119H238ZM241 118V117H240ZM255 118V117H254ZM254 118H252V119H254ZM259 118V117H258ZM187 119V118H186ZM251 119V118H250ZM160 120V119H159ZM218 120V119H217ZM221 120V119H220ZM256 120V119H255ZM261 120V119H260ZM263 120H264V118H263ZM190 121V120H189ZM211 121V120H210ZM242 121V120H241ZM245 121V120H244ZM248 121V120H247ZM257 121V120H256ZM208 122V121H207ZM213 122V121H212ZM218 122V121H217ZM220 122V121H219ZM232 122V121H231ZM240 121H238V123H239ZM244 123V122H243ZM247 123V122H246ZM254 125H256V124H260V125H258V126H256V127H254V128H256L255 130L252 128V134L251 135H249V136H245V134H244V132L246 133V131H248V130H246V129H243V135L241 134V132L239 133V136H240V134H241V136H243V138L242 137H239V138H242V142H243V140H244V143H242V144H240L241 142H239V143H237V144H240L241 145V148H239V149H237L238 147H234L235 149H237V150H239L238 152H235L236 153V155H235V157H234V163H233V161L232 160H229V161H231L232 163H230V162H228V163H230V164H232V165H229V166H226V165H224V167H222L223 169L221 170V171H223V172H225L224 173V175H223V172L221 173L222 174V177L224 178H222L221 180H220V178H217L218 180V183H220V185L222 186H220V185H217L218 183L216 182V180L215 179H212V180H214V184L213 185H217V186H219V187H215V189H213L212 190V192H215V194H216V192H219V190H220V192H219V194L217 193V196L218 195H222L223 196V198H222V201L220 200V199H217V200H220L221 201V206L219 207V205H220V203H219V205H217V203H216V199H215V205L217 206L216 207V210L213 212V208H211V211L213 212V213H215L216 211H217V209L218 208H221L220 210H218V214L220 215V217H218L219 215L218 214H216V217L215 218H213L212 216H213V214H212V218L213 219H215L214 221L216 222V220H217V227H216V223L214 222L213 224H214V227L213 228H215L214 230H215V232H214V230H212L213 228H210L213 232L212 233H215V235L213 236V238L215 237V239H213V238H211V239H213L212 240V242H210L211 240H210V238H209V242L210 243H208L207 242V244H209L208 246H209V248H211L212 246V250L211 249H209V251H208V253L211 251V256L209 255V254H207V260H208V258L210 257V259H209V261L207 262L208 264H264V122H262V123H256L255 124V121H253L252 122ZM174 124V123H173ZM187 124V123H186ZM208 124V123H207ZM224 124V123H223ZM234 124V123H233ZM241 124V123H240ZM251 124V123H250ZM154 125V124H153ZM192 125V124H191ZM219 125H220V123H219ZM236 125V124H235ZM253 125V126H254ZM201 126V125H200ZM211 126V125H210ZM209 126V127H210ZM213 126L214 125H212V128H213ZM240 126V125H239ZM198 127V126H197ZM202 127V126H201ZM219 127V126H218ZM221 127V126H220ZM236 127V126H235ZM241 127H243V126H241ZM249 127V126H248ZM189 128V127H188ZM204 128V127H203ZM250 128V129H251ZM194 130L196 129L195 127L193 128ZM207 129V128H206ZM219 129V128H218ZM240 129V128H239ZM124 130V129H123ZM227 130V129H226ZM233 130V129H232ZM242 130V129H241ZM246 130V131H245ZM197 131V130H196ZM196 131H195V133H196ZM201 131V130H200ZM211 131V130H210ZM213 131V130H212ZM220 131V130H219ZM222 131H223V129H222ZM222 131H221V133H222ZM218 132V131H217ZM229 132V131H228ZM206 133H207V131H206ZM212 133V132H211ZM216 133V132H215ZM220 133V132H219ZM247 133H249V132H247ZM125 134V133H124ZM197 134V133H196ZM205 134V133H204ZM210 134V133H209ZM226 134V133H225ZM224 134V135H225ZM195 135V134H194ZM198 135V134H197ZM212 135V134H211ZM223 135V134H222ZM237 135H238V133H237ZM204 136H206V135H204ZM208 136H210V135H208ZM227 136V135H226ZM226 136H224L225 138H226ZM212 137V136H211ZM215 137V136H214ZM230 137V136H229ZM205 138H207V137H205ZM210 138V137H209ZM232 138V137H231ZM235 138H236V136H235ZM215 139H217V137L215 138ZM227 139V138H226ZM237 139V138H236ZM236 139H235V141H236ZM177 140V139H176ZM197 140H198V138H197ZM206 140H208V139H206ZM216 142L217 140H213V142ZM224 141H226V140H224ZM228 142H230L229 140H227ZM172 142V141H171ZM177 142V141H176ZM179 142H180V140H179ZM199 142H200V140H199ZM203 142V141H202ZM211 143H212V141H210ZM221 142V141H220ZM168 143H169V141H168ZM201 143V142H200ZM208 143V145H209V141L207 142ZM207 143H205V144H207ZM226 143V142H225ZM171 144V143H170ZM190 144V143H189ZM221 144H222V142H221ZM221 144H220V147H221ZM231 144H233V143H231ZM236 144V145H237ZM134 145V144H133ZM176 145H178V142H177V144ZM227 146H228V143L226 144ZM225 145V146H226ZM239 145V146H240ZM132 146V145H131ZM184 146V145H183ZM213 146V145H212ZM234 146V145H233ZM176 147V146H175ZM174 147V148H175ZM178 147V146H177ZM123 148V147H122ZM206 148V147H205ZM204 148V149H205ZM209 148V147H208ZM233 148V147H232ZM164 149V148H163ZM180 149H181V147H180ZM196 149V148H195ZM201 149V148H200ZM218 149V148H217ZM222 149H225L226 150V147L225 148H221V150ZM228 149V148H227ZM229 149H231V148H229ZM130 150H132V149H130ZM142 150V149H141ZM143 150H145V148L143 149ZM191 150V149H190ZM207 150V149H206ZM210 150V149H209ZM214 150H216V149H214ZM214 150L212 151L213 153H214ZM221 150L219 151V152H221ZM233 150V149H232ZM198 151V150H197ZM217 152H218V150H216ZM223 152H224V150H222ZM129 152V151H128ZM134 152H135V149H134ZM145 152H147V150L145 151ZM184 152V151H183ZM202 152V151H201ZM223 152H221L220 154H222ZM229 152H231V151H229ZM229 152H227V153H229ZM136 153L137 152H135L134 153V156H136ZM143 153V152H142ZM190 153V152H189ZM188 153V154H189ZM216 153V152H215ZM214 153V154H215ZM226 153V152H225ZM227 153H226V155H227ZM232 153V152H231ZM230 153V154H231ZM146 154H148V153H146ZM196 154V153H195ZM197 154H198V152H197ZM204 154V153H203ZM208 154H209V152H208ZM224 154V153H223ZM222 154V155H223ZM127 155V154H126ZM138 155V154H137ZM141 155H139V157H140ZM193 156V155H192ZM203 156V155H202ZM219 156V155H218ZM217 156V157H218ZM223 156H225V155H223ZM222 156V157H223ZM228 156H230V155H227V157ZM138 157V158H139ZM143 157H145V156H143ZM209 157V156H208ZM213 157H214V155H213ZM212 157V160L214 159V158H216V157H214L213 158ZM128 158V157H127ZM134 158V157H133ZM145 158H147L148 159V157H147V155H146V157ZM158 158H160V157H158ZM195 158H197V156L195 157ZM233 157H231V159H232ZM125 159V158H124ZM140 159V158H139ZM137 160L138 162H140L141 160ZM162 159V161H163V158H161ZM198 159V158H197ZM218 159V158H217ZM217 159H216V162H220V161H217ZM223 159H225V158H223ZM128 160H130L129 158H128ZM144 160V159H143ZM165 160V159H164ZM193 159H191V161H192ZM215 160V159H214ZM220 160V159H219ZM227 160V159H226ZM125 162H126V160H124ZM131 161V160H130ZM130 161H128V162H130ZM133 161V160H132ZM136 161V162H137ZM155 161V160H154ZM177 161V160H176ZM228 161V160H227ZM208 162V161H207ZM214 162V161H213ZM222 162L223 161H221V165H222ZM135 163V162H134ZM158 163V162H157ZM217 163V164H218ZM225 163V162H224ZM69 164V163H68ZM67 164V165H68ZM122 164H124L123 163V161H122ZM121 164V165H122ZM128 164V163H127ZM156 164V163H155ZM161 164V163H160ZM213 164V163H212ZM216 164V165H217ZM129 165V164H128ZM144 165V164H143ZM158 165V164H157ZM175 165V164H174ZM197 165V164H196ZM205 165V164H204ZM208 165V164H207ZM215 165V164H214ZM130 166H132V164H130ZM154 166V165H153ZM173 166V165H172ZM190 166H191V163H190ZM123 167H124V165H123ZM129 167V166H128ZM133 167H135V168H137L136 166H133ZM139 167V166H138ZM180 167V166H179ZM178 167V168H179ZM219 167H221L220 165H219ZM219 167H217L218 169H219ZM103 168V167H102ZM126 168V167H125ZM154 168H155V166H154ZM166 168V167H165ZM167 168H168V166H167ZM190 168V167H189ZM212 168V167H211ZM211 168L209 169V170H211ZM214 168V167H213ZM216 168V167H215ZM104 169V168H103ZM102 169V170H103ZM124 169V168H123ZM151 169V168H150ZM188 169V168H187ZM190 169H193V168H190ZM197 169V168H196ZM206 169V168H205ZM217 169V170H218ZM221 169V168H220ZM162 170V169H161ZM165 170V169H164ZM194 170V169H193ZM192 170V171H193ZM213 170V169H212ZM211 170V171H212ZM150 171V170H149ZM167 171V170H166ZM214 172L213 173H215V170H213ZM220 171V172H221ZM153 172V171H152ZM194 172V171H193ZM217 172V171H216ZM220 172H219V174H220ZM150 173V172H149ZM164 173V172H163ZM201 173V172H200ZM205 174L207 173L206 171L204 172ZM99 174V173H98ZM164 174H166V173H164ZM163 174V175H164ZM169 174V173H168ZM192 174V173H191ZM212 174V173H211ZM217 174H218V172H217ZM218 174V175H219ZM221 174H220V176H221ZM100 175H102V174H100ZM104 175V174H103ZM141 175V174H140ZM145 175H146V173H145ZM154 175V174H153ZM188 175V174H187ZM204 174L202 173V175H201V177L203 176ZM215 175V174H214ZM147 176V175H146ZM160 176V175H159ZM174 176H176V175H174ZM207 176V175H206ZM216 176V175H215ZM144 177V176H143ZM196 177V176H195ZM205 177V176H204ZM213 177V174H212V176H211V178ZM66 178H68V177H66ZM78 178V177H77ZM164 178V177H163ZM200 178V177H199ZM206 178V177H205ZM209 178V177H208ZM214 178V177H213ZM186 179V178H185ZM210 179V178H209ZM179 180V179H178ZM181 180V179H180ZM197 180V179H196ZM154 181V180H153ZM152 181V182H153ZM158 181V180H157ZM198 181V180H197ZM209 181H211V180H209ZM200 182V181H199ZM198 182V183H199ZM206 182H208V179H207V181ZM205 182V183H206ZM159 183H160V181H159ZM162 183V182H161ZM190 183V182H189ZM137 184V183H136ZM135 184V185H136ZM144 184V183H143ZM176 184H177V182H176ZM211 184V185H212ZM201 185H203V183L201 184ZM209 185V184H208ZM146 186V185H145ZM181 186V185H180ZM186 186V185H185ZM200 186V185H199ZM150 187V186H149ZM201 187V186H200ZM203 187V186H202ZM207 188H209L208 186H206ZM212 187V186H211ZM222 188V189H219L218 190V188ZM151 188H152V186H151ZM168 189V187H165V189ZM179 188H181V187H179ZM178 188V189H179ZM184 188V187H183ZM204 188V187H203ZM213 188V187H212ZM211 188V189H212ZM160 189V188H159ZM164 189V190H165ZM177 189V190H178ZM200 189V188H199ZM155 190V189H154ZM181 190H182V188H181ZM222 190V191H221ZM147 191H148V189H147ZM157 191V190H156ZM175 192H176V190H174ZM202 192H203V189H202ZM201 192V193H202ZM206 192V191H205ZM143 193H145V192H143ZM220 193H222V194H220ZM195 194V193H194ZM199 194V193H198ZM203 194V193H202ZM215 194H213V195H215ZM89 195V194H88ZM175 195V194H174ZM86 196H87V194H86ZM140 196V195H139ZM143 196H145V195H143ZM167 196V195H166ZM199 196H202V195H200L199 194ZM198 196V197H199ZM204 196V195H203ZM91 197H93V196H91ZM158 197V196H157ZM173 197V196H172ZM171 197V198H172ZM177 197V196H176ZM198 197H197V199H198ZM216 197V196H215ZM90 198V197H89ZM128 198V197H127ZM138 198V197H137ZM139 198H141V196L139 197ZM138 198V199H139ZM147 198V197H146ZM152 198V197H151ZM168 198H169V196H168ZM195 198V197H194ZM203 198V197H202ZM201 198V199H202ZM205 198V197H204ZM91 199V198H90ZM124 199V198H123ZM129 199H131V197H129ZM157 199V198H156ZM159 199V198H158ZM189 199V198H188ZM200 199V200H201ZM206 199H208V198H206ZM205 199V200H206ZM137 200V199H136ZM163 200V199H162ZM199 200V199H198ZM121 201H122V199H121ZM125 201H126V199H125ZM139 201V200H138ZM145 201H147L148 202V200L146 199ZM153 201V200H152ZM159 201V200H158ZM124 202V201H123ZM134 202V201H133ZM147 202H146V204H147ZM165 202V201H164ZM169 202V201H168ZM196 202V201H195ZM218 202V201H217ZM94 203H95V201H94ZM139 203V202H138ZM197 203V202H196ZM199 203V202H198ZM212 203V202H211ZM214 203V202H213ZM137 204V203H136ZM162 204V203H161ZM178 204V203H177ZM209 204V203H208ZM207 204V205H208ZM111 205V204H110ZM116 205V204H115ZM117 205H119V204H117ZM116 205V207L117 208H115V209H117V211H120L121 212V210H120V208L118 207ZM123 205V204H122ZM201 205H203L202 203H201ZM214 205V206H215ZM73 206V205H72ZM71 206V207H72ZM114 206V205H113ZM113 206H110V207H113ZM120 206V205H119ZM130 206V205H129ZM135 206V205H134ZM133 206V207H134ZM137 206H139L138 204H137ZM141 206V205H140ZM204 206V205H203ZM205 206H206V204H205ZM115 207V206H114ZM113 207V208H114ZM132 207V208H133ZM143 207H144V205H143ZM210 207H211V205H210ZM213 207V206H212ZM113 208H111L110 209V211H112V209ZM118 208H119V210H118ZM165 209H167V207H164ZM180 208V207H179ZM183 208V207H182ZM203 208V207H202ZM84 209H86V208H84ZM115 209H113V211H115ZM121 209H122V207H121ZM135 210H136V206H135V208H134ZM139 209V208H138ZM157 209V208H156ZM193 209V208H192ZM126 210V209H125ZM124 210V211H125ZM128 212H130V208L128 207ZM140 210V209H139ZM143 210V209H142ZM149 210V209H148ZM151 210H152V208H151ZM179 210V209H178ZM206 210V209H205ZM176 211V210H175ZM190 211V210H189ZM219 211H221V213H219ZM90 212V211H89ZM127 212V213H128ZM132 212V211H131ZM135 212V211H134ZM134 212H132V213H134ZM137 212V211H136ZM140 212H142V211H140ZM146 212V211H145ZM192 212V211H191ZM190 212V213H191ZM198 212V211H197ZM114 213V212H113ZM125 213V212H124ZM162 213V212H161ZM172 213V212H171ZM174 213V212H173ZM104 214V213H103ZM109 214V213H108ZM123 214V213H122ZM142 214V213H141ZM183 214V213H182ZM203 214V213H202ZM209 214V213H208ZM90 215V214H89ZM101 215H102V213H101ZM111 215H112V213H111ZM124 215V214H123ZM134 215V214H133ZM136 215H138V214H136ZM143 215V214H142ZM218 215V216H217ZM106 216V215H105ZM105 216L103 217V219L105 218ZM115 216V215H114ZM125 216V215H124ZM144 216H145V214H144ZM164 216V215H163ZM172 216V215H171ZM184 216V215H183ZM199 216V215H198ZM201 216V215H200ZM199 216V217H200ZM215 216V215H214ZM63 217V216H62ZM95 217V216H94ZM116 217V216H115ZM117 217H119V216H117ZM117 217H116V219H117ZM130 217H132V216H130ZM149 217V216H148ZM161 217V216H160ZM198 217V218H199ZM207 217V219H208V216H206ZM218 217V218H217ZM66 218V217H65ZM90 218H92V216L90 217ZM89 218V219H90ZM96 218L97 217H95V218H93V219H95L96 220ZM100 218V217H99ZM107 218V217H106ZM110 218V217H109ZM142 219H144L143 217H141ZM154 218V217H153ZM162 218H164V217H162ZM102 219V220H103ZM129 218H127L126 220L127 221H130V220H132L131 218H130V220H128ZM135 219V218H134ZM133 219V220H134ZM147 219V218H146ZM150 219H152V218H150ZM155 219H157V218H155ZM159 219V218H158ZM207 219L205 220V221H207ZM211 219V218H210ZM209 219V220H210ZM84 220H86V219H84ZM83 220V221H84ZM101 220V219H100ZM112 220V219H111ZM115 220V219H114ZM118 220V219H117ZM145 220V219H144ZM160 220V219H159ZM175 220V219H174ZM82 221V222H83ZM97 221H99V220H97ZM96 221V222H97ZM151 221V220H150ZM162 221V220H161ZM171 221V220H170ZM187 221V220H186ZM81 222V223H82ZM102 222V221H101ZM104 222V221H103ZM117 222V221H116ZM120 222H122V221H120ZM126 222V221H125ZM137 222H139V221H137ZM147 222V221H146ZM154 222V221H153ZM160 222V221H159ZM158 222V223H159ZM176 222V221H175ZM202 222V221H201ZM200 222V223H201ZM92 223V222H91ZM90 222H89V224H91ZM106 223V222H105ZM113 223V222H112ZM117 223H119V221L117 222ZM123 223V222H122ZM128 223V222H127ZM126 223V224H127ZM134 223H136V222H134ZM157 223V224H158ZM197 223V222H196ZM203 223V222H202ZM45 224V223H44ZM68 223H66V225H67ZM86 223H84V225H85ZM107 224V223H106ZM114 224H116L115 222H114ZM121 224V223H120ZM128 224H130V222L128 223ZM141 224H144V222H142ZM149 224V223H148ZM170 224V223H169ZM204 224V223H203ZM202 224V225H203ZM211 224V223H210ZM49 225V224H48ZM65 225V226H66ZM70 225V224H69ZM83 225V224H82ZM83 225V226H84ZM92 225H93V223L90 225L91 226V228H93L92 227ZM96 225V224H95ZM111 225V224H110ZM113 225V224H112ZM132 225V224H131ZM134 225V224H133ZM136 225V224H135ZM138 225V224H137ZM145 225H146V223H145ZM206 225V224H205ZM209 225V224H208ZM43 226V225H42ZM64 226V227H65ZM83 226H82V228H83ZM100 226V225H99ZM98 226V227H99ZM118 226V225H117ZM125 226H127V225H124L123 227H125ZM129 226V225H128ZM128 226H127V228H128ZM144 226V225H143ZM155 226V225H154ZM158 226H160L159 224H158ZM180 226V225H179ZM197 226V225H196ZM45 227V226H44ZM48 227V226H47ZM63 227V228H64ZM69 227V226H68ZM95 227V226H94ZM97 226H96V228H98ZM102 227L103 228H105L104 226H103V224H102ZM107 227V226H106ZM112 227V226H111ZM122 227V226H121ZM153 227V226H152ZM164 227V226H163ZM174 227H175V225H174ZM200 227V226H199ZM202 227V226H201ZM209 227V226H208ZM39 228V227H38ZM100 228V227H99ZM110 228V227H109ZM132 228V227H131ZM79 229V228H78ZM86 229V228H85ZM84 229V230H85ZM88 229V228H87ZM135 229H137V228H135ZM177 229V228H176ZM210 229H209V231H210ZM35 230V229H34ZM36 230H38V229H36ZM64 230V229H63ZM80 230V229H79ZM90 230V229H89ZM107 230H108V228H107ZM117 230V229H116ZM124 230V229H123ZM139 230V229H138ZM147 230V229H146ZM151 230H153V229H151ZM175 230V229H174ZM98 231H99V229H98ZM106 231V230H105ZM111 231V230H110ZM113 231V230H112ZM65 232V231H64ZM64 232H62L63 234H64ZM123 232V231H122ZM122 232H120L121 233V235H122ZM124 232L126 233V231L124 230ZM129 232V231H128ZM133 232H134V230H133ZM136 232V231H135ZM144 232V231H143ZM146 232V231H145ZM175 232V231H174ZM211 232V231H210ZM34 233H35V235H36V231H34ZM86 233V232H85ZM94 234H95V232H93ZM97 233V232H96ZM103 233V232H102ZM139 233V232H138ZM193 233H195V232H193ZM209 233V232H208ZM207 233V235H208V237H209V234ZM78 234V233H77ZM82 234H84V233H82ZM88 234V233H87ZM90 234V233H89ZM99 234V233H98ZM107 234V233H106ZM118 234V233H117ZM134 234V233H133ZM145 234V233H144ZM46 235H47V233H46ZM46 235H44V234H42L41 235V237H45ZM49 235V234H48ZM73 235L74 236H76L75 235V233H73ZM101 235V234H100ZM104 235V234H103ZM108 235V234H107ZM112 235V234H111ZM130 235V234H129ZM141 235V234H140ZM148 235H150V234H148ZM158 235V234H157ZM212 235V234H211ZM210 235V236H211ZM86 237H88L87 235H85ZM105 236V235H104ZM103 236V237H104ZM116 236H118V235H116ZM142 236V235H141ZM187 236V235H186ZM38 237L40 238V235H38ZM44 237H43V240H44ZM78 237V236H77ZM80 237V236H79ZM92 237V236H91ZM108 237V236H107ZM110 237H112V236H110ZM120 237V236H119ZM134 237V236H133ZM136 237V236H135ZM145 237V236H144ZM169 237V236H168ZM193 237H194V235H193ZM193 237H191V238H193ZM206 237V236H205ZM47 238H49V237H47ZM71 238V237H70ZM75 238V237H74ZM89 238V237H88ZM105 238V237H104ZM114 237H112V239H113ZM122 238V237H121ZM132 238V237H131ZM150 238V237H149ZM187 238V237H186ZM207 238V237H206ZM21 238H19V240H20ZM36 239V238H35ZM41 239V238H40ZM39 239V241L41 242L42 241V239L40 240ZM72 239V238H71ZM71 239H70V241H71ZM86 239V238H85ZM100 239V238H99ZM116 239V238H115ZM117 239H118V237H117ZM120 239V238H119ZM137 239H138V236H137V238H136V240L135 241H137ZM140 239V238H139ZM148 239V238H147ZM190 239V238H189ZM73 240V239H72ZM77 240V239H76ZM87 240V239H86ZM95 240V239H94ZM111 240V239H110ZM121 240H124V239H121ZM133 240V239H132ZM200 240V239H199ZM204 240H205V238H204ZM22 241V240H21ZM37 241V240H36ZM45 241V240H44ZM78 241V240H77ZM77 241H75V242H77ZM113 241V240H112ZM111 241V242H112ZM126 241V240H125ZM124 241V242H125ZM142 241V240H141ZM140 241V242H141ZM150 241V240H149ZM162 241V240H161ZM215 243H214V242ZM39 242V243H40ZM66 242H68V241H66ZM80 242V241H79ZM87 242H88V240H87ZM95 242V241H94ZM99 242V241H98ZM108 242H110V241H108ZM117 242V241H116ZM121 242H123V241H121ZM124 242L122 243V244H124ZM139 242V243H140ZM147 242V241H146ZM196 242H198V241H196ZM19 242L17 241V244H18ZM25 243V242H24ZM23 243V244H24ZM37 244H39L38 243V241L36 242ZM44 243V242H43ZM71 243V242H70ZM69 243V244H70ZM113 243V242H112ZM118 243V242H117ZM130 243V242H129ZM134 243V242H133ZM142 243V242H141ZM152 243V242H151ZM205 243V242H204ZM214 243V244H213ZM67 244V243H66ZM72 244V243H71ZM70 244V245H71ZM77 244V243H76ZM99 244H101V243H99ZM121 244V245H122ZM131 244V243H130ZM196 244V243H195ZM194 244V245H195ZM206 244V245H207ZM213 244V245H212ZM43 245V244H42ZM78 245V244H77ZM83 245V244H82ZM88 245H89V243H88ZM108 245V244H107ZM110 245H111V243H110ZM115 245V244H114ZM120 245V247H122L123 248V245L121 246ZM129 245V244H128ZM134 245V244H133ZM136 245H138V244H136ZM210 245H211V247H210ZM15 246H17V245H15ZM39 246V245H38ZM84 246V245H83ZM85 246H86V243H85ZM93 246V245H92ZM98 246V245H97ZM109 246V245H108ZM117 246V245H116ZM130 246V245H129ZM184 246V245H183ZM196 246V245H195ZM100 247H101V245H100ZM99 247V248H100ZM105 247L106 246H104V249H105ZM150 247H151V245H150ZM38 248V247H37ZM86 248V247H85ZM88 248V247H87ZM92 248V247H91ZM98 248V247H97ZM96 248V249H97ZM115 248V247H114ZM117 248H118V246H117ZM126 248V247H125ZM140 248V247H139ZM39 249H40V247H39ZM61 249V248H60ZM84 249V248H83ZM94 249H95V247H94ZM110 248H108V250H109ZM181 249V248H180ZM206 249V248H205ZM58 250V249H57ZM67 250H68V248H67ZM76 250V249H75ZM88 250V249H87ZM119 250V249H118ZM117 250V251H118ZM131 250H133V249H131ZM136 250V249H135ZM150 250V249H149ZM183 250V249H182ZM194 250V249H193ZM44 251V250H43ZM70 251V250H69ZM104 251V250H103ZM106 251H107V248H106ZM130 251V250H129ZM141 251V250H140ZM181 251V250H180ZM207 251V250H206ZM25 252V251H24ZM70 252H73V251H70ZM87 252V251H86ZM101 252V251H100ZM109 252V251H108ZM118 252H120V251H118ZM123 252H124V249H123ZM122 252V253H123ZM183 252V251H182ZM198 252V251H197ZM27 253V252H26ZM25 253V254H26ZM63 254H65L64 252H62ZM89 253V252H88ZM114 253H115V250H114ZM121 253V254H122ZM132 253V252H131ZM159 253H160V251H159ZM203 253H205L206 254V252H203ZM27 254H29V253H27ZM41 254H43V253H41ZM55 254H56V251H55ZM58 254H60L59 252H58ZM86 254V253H85ZM90 254V253H89ZM98 254V253H97ZM104 254V253H103ZM108 254V253H107ZM106 254V255H107ZM145 254V253H144ZM16 255H18L19 256V254H16ZM45 255V254H44ZM47 255V254H46ZM88 255V254H87ZM91 256H92V254H90ZM105 255V256H106ZM112 255V254H111ZM131 255V254H130ZM138 255V254H137ZM158 255V254H157ZM17 256V257H18ZM29 256V255H28ZM61 256V255H60ZM66 256V255H65ZM73 256V255H72ZM80 256V255H79ZM100 256V255H99ZM123 256H125V255H123ZM200 256V255H199ZM32 257V256H31ZM34 257V256H33ZM36 257V256H35ZM45 257V256H44ZM57 257V256H56ZM76 257V256H75ZM85 257V256H84ZM107 257H108V255H107ZM114 257H115V255H114ZM119 257V256H118ZM130 257V256H129ZM128 257V258H129ZM135 257V256H134ZM162 257V256H161ZM14 258H16V256L14 257ZM20 258V257H19ZM30 258V257H29ZM38 258H40V257H38ZM42 259H43V257H41ZM67 258V257H66ZM93 258V257H92ZM96 258V257H95ZM98 258V257H97ZM111 257H109V258H106V260L107 259H110ZM120 258V257H119ZM202 258V257H201ZM205 258V257H204ZM26 259V258H25ZM35 259V258H34ZM33 259V260H34ZM46 259H47V256H46ZM58 259V258H57ZM64 259V258H63ZM81 259V258H80ZM79 259V260H80ZM87 259V258H86ZM137 259V258H136ZM159 259V258H158ZM157 259V260H158ZM193 259V258H192ZM206 259H205V262H206ZM17 260V259H16ZM44 261H45V259H43ZM54 260V259H53ZM60 260H61V258H60ZM67 260V259H66ZM71 260H72V257H71ZM101 260V259H100ZM135 260V259H134ZM202 260H203V258H202ZM14 261H15V259H14ZM18 261V260H17ZM23 261V260H22ZM32 261V260H31ZM31 261H29V263L31 262ZM39 261V260H38ZM40 261H42L41 259H40ZM47 261V260H46ZM54 261H56V260H54ZM64 261V260H63ZM73 261V260H72ZM81 261V260H80ZM104 261V260H103ZM110 262H111V260H109ZM108 261V262H109ZM125 261H127V259L125 260ZM124 261V259H123V263L125 262ZM182 261V260H181ZM16 262V261H15ZM20 261H18V264H20L19 263ZM91 262H92V260H91ZM98 262V261H97ZM102 262V261H101ZM105 262V261H104ZM108 262H107V264H108ZM114 262V261H113ZM122 262V261H121ZM128 262V261H127ZM135 262V261H134ZM150 262V261H149ZM164 262V261H163ZM199 262V261H198ZM26 263H28V262H26ZM37 263V262H36ZM48 263V262H47ZM76 263V262H75ZM90 263V262H89ZM88 263V261H87V264H89ZM142 263V262H141ZM185 263H186V261H185ZM185 263H183V264H185ZM203 263V262H202ZM23 264V263H22ZM24 264H25V262H24ZM38 264H40V262L38 263ZM48 264H50V263H48ZM60 264V263H59ZM70 264H72V263H70ZM99 264H101V263H99ZM104 264V263H103ZM110 264V263H109ZM117 264V263H116ZM126 264V263H125ZM133 264V263H132ZM204 264H206V263H204Z\"/></svg>",
    "mask_w": 264,
    "mask_h": 264
}]
</instances>
